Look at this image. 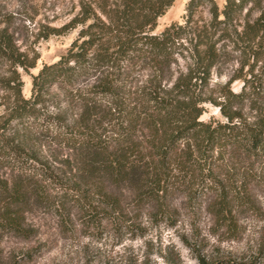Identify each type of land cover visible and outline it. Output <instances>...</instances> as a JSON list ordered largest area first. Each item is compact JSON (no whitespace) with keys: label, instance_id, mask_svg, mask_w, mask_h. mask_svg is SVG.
Listing matches in <instances>:
<instances>
[{"label":"trees","instance_id":"trees-1","mask_svg":"<svg viewBox=\"0 0 264 264\" xmlns=\"http://www.w3.org/2000/svg\"><path fill=\"white\" fill-rule=\"evenodd\" d=\"M174 2L79 0L70 22L44 32L80 26L66 53L32 77L28 98L17 68L36 58L20 50L11 16L0 14V231L24 232L32 203L72 202L85 212L96 202L120 212L123 191L164 218L182 195L238 231L233 208L253 207L252 169L264 165V0H188L184 23L155 33ZM204 7L209 19L195 18ZM221 41L238 53L239 67L214 96ZM183 48L190 62L175 76ZM207 102L224 120L201 119ZM236 161L249 165L235 171ZM198 263L209 264L200 256Z\"/></svg>","mask_w":264,"mask_h":264},{"label":"rangeland","instance_id":"rangeland-1","mask_svg":"<svg viewBox=\"0 0 264 264\" xmlns=\"http://www.w3.org/2000/svg\"><path fill=\"white\" fill-rule=\"evenodd\" d=\"M187 2L175 0L158 19L154 32L173 22L184 23ZM216 2L222 6L225 0ZM79 10V0H0V14L11 16L20 50L36 58L34 67L17 68L25 97L31 95L32 77L66 53L80 26L47 38L44 32L66 25ZM195 18L208 20L207 8ZM229 44L220 42L225 55L212 71L210 94L214 96L239 67L238 53ZM189 52L183 48L177 54L175 76L186 70ZM4 73L0 68V74ZM230 87L238 92L242 83L234 80ZM4 96L0 90V102ZM204 106L201 119L224 120L218 106L209 102ZM244 111L249 114L248 105ZM248 165L236 161L234 168L243 171ZM252 170L258 171L257 182L251 185L254 205L233 208L239 227L236 233L219 223L205 203L188 206L178 195L174 201L177 212L164 218L155 216L148 204L136 205L131 193L123 191V211L113 213L96 202L85 212L72 202L65 208L32 203L24 214V232L0 231V264H199V256L209 264H264V165L256 164Z\"/></svg>","mask_w":264,"mask_h":264}]
</instances>
